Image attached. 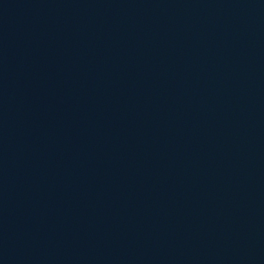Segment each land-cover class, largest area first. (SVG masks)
Returning a JSON list of instances; mask_svg holds the SVG:
<instances>
[{"label":"water","instance_id":"water-1","mask_svg":"<svg viewBox=\"0 0 264 264\" xmlns=\"http://www.w3.org/2000/svg\"><path fill=\"white\" fill-rule=\"evenodd\" d=\"M0 264H264V0H0Z\"/></svg>","mask_w":264,"mask_h":264}]
</instances>
